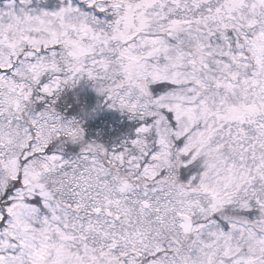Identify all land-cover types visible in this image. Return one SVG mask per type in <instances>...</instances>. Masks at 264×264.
Instances as JSON below:
<instances>
[{
  "label": "snow or ice",
  "instance_id": "obj_1",
  "mask_svg": "<svg viewBox=\"0 0 264 264\" xmlns=\"http://www.w3.org/2000/svg\"><path fill=\"white\" fill-rule=\"evenodd\" d=\"M0 264H264V0H0Z\"/></svg>",
  "mask_w": 264,
  "mask_h": 264
}]
</instances>
